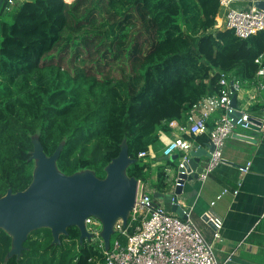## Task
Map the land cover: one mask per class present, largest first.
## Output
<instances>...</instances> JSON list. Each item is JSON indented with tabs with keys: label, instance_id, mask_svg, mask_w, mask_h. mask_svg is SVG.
<instances>
[{
	"label": "trees",
	"instance_id": "obj_1",
	"mask_svg": "<svg viewBox=\"0 0 264 264\" xmlns=\"http://www.w3.org/2000/svg\"><path fill=\"white\" fill-rule=\"evenodd\" d=\"M10 9L0 14V196L31 181L32 136L46 155L62 143V173L98 178L125 140L126 173L146 183L139 153L218 94L221 72L253 82L264 51V29L246 39L213 31L218 0H21ZM157 176L163 189V168ZM78 237L68 227L53 244L39 228L19 257H6L11 238L0 229V264H104L102 247Z\"/></svg>",
	"mask_w": 264,
	"mask_h": 264
},
{
	"label": "crops",
	"instance_id": "obj_2",
	"mask_svg": "<svg viewBox=\"0 0 264 264\" xmlns=\"http://www.w3.org/2000/svg\"><path fill=\"white\" fill-rule=\"evenodd\" d=\"M255 0H234V7L254 6ZM222 12L217 18L222 22ZM256 80L241 83L236 92V105L258 121L264 115V91L256 87ZM215 111L207 118L210 129L216 116ZM186 120L172 121L168 131L158 133L159 141L151 146L145 161L150 163L146 183L139 181L138 189L146 192L152 201L167 213L185 218L188 214L207 242L212 244L216 261L226 264H264V127L250 128L236 126L223 148V162L214 168L204 181L197 178L186 180L182 192L176 196V211L171 210L173 191L177 179V164L182 151L164 155V146L180 137L191 144L192 149L208 153L207 133L189 134L185 131ZM243 135L250 140L239 139ZM177 156V157H176ZM207 156L201 157L200 166ZM249 163L246 173L240 168ZM164 169L163 189L158 187V171ZM195 171H192V175ZM224 189L227 191L215 199ZM233 191H237L235 194ZM221 221L220 239L214 240V226L211 219ZM213 225V224H212Z\"/></svg>",
	"mask_w": 264,
	"mask_h": 264
},
{
	"label": "built area",
	"instance_id": "obj_3",
	"mask_svg": "<svg viewBox=\"0 0 264 264\" xmlns=\"http://www.w3.org/2000/svg\"><path fill=\"white\" fill-rule=\"evenodd\" d=\"M14 2L15 0H8L9 8ZM218 3L223 16L224 29L231 30L236 37L246 39L264 29V9L254 6L237 8L233 5L234 0H218ZM263 61L264 51L255 58V63L258 64L255 73L256 87L264 91ZM218 83L221 86L219 93L206 96L193 104L186 117L185 131L193 135L207 133L208 142L212 146L199 174L201 181H204L208 174L222 163L223 148L234 127L246 128L251 118L246 111L231 106V95L239 89V81L221 72ZM215 111L219 114L213 126L208 129L207 118ZM259 121L262 123L260 128L264 127V115ZM189 148L190 143L187 140L177 137L169 141L162 152L164 155H169L175 150L186 152ZM144 155V152L139 153V156ZM179 167H182L181 163ZM248 168L249 163L241 167L240 172L246 173ZM175 185H180V182L176 181ZM226 191L224 189L215 200ZM236 192L233 191L234 194ZM184 216L185 218H179L165 212L161 206L152 201L148 193L138 189L126 225H122L121 219L115 222L107 250L103 249L99 237L100 222L88 217L84 220V224L92 239L99 241L103 249L104 264H226L216 261L212 253V244L204 239L189 215ZM210 219L215 228L213 239L219 240L221 221L217 218ZM131 226L133 232L129 234L128 228ZM120 237L126 238L124 243L121 242Z\"/></svg>",
	"mask_w": 264,
	"mask_h": 264
},
{
	"label": "water",
	"instance_id": "obj_4",
	"mask_svg": "<svg viewBox=\"0 0 264 264\" xmlns=\"http://www.w3.org/2000/svg\"><path fill=\"white\" fill-rule=\"evenodd\" d=\"M253 5L264 9V0H255ZM8 8V0H0V14ZM231 106L236 107V94L231 96ZM250 121V128L258 129L262 124L252 118ZM237 136L250 140L243 135ZM31 142L33 148L29 159L34 161L31 181L23 190L12 192L7 189L0 196V229L11 238L6 257H19L29 233L39 228L50 230L53 244H58L60 235H67V228L72 226L79 231L80 243L89 241L92 235L84 224L88 217L100 222L99 237L103 249L107 250L115 222L121 219L122 225H126L139 188V180L126 173L134 159L128 156L125 140L121 142L118 154L105 165L103 178H98L89 169L64 174L56 165L62 143L50 155H46L37 136H32ZM208 150V153L200 149L189 151L187 160L182 161L183 167L178 168V171H184L177 175L181 178V184L198 177L202 171L199 167L201 157L209 156L212 150L210 144ZM192 171H195L193 175ZM181 192L182 186L176 185L171 205L173 212L178 208L176 196Z\"/></svg>",
	"mask_w": 264,
	"mask_h": 264
},
{
	"label": "bare ground",
	"instance_id": "obj_5",
	"mask_svg": "<svg viewBox=\"0 0 264 264\" xmlns=\"http://www.w3.org/2000/svg\"><path fill=\"white\" fill-rule=\"evenodd\" d=\"M240 87H241V84H240V82H239V88H240ZM236 92H237V90L234 91V92L232 93V95H233V94H236ZM232 95H231V96H232ZM208 96H209V95H208ZM237 107H239V106L236 105V107H234V108H237ZM250 123H252V122L250 121ZM250 123H249V124H250ZM249 124H248V125H249ZM169 126H170V124H169ZM247 127H248V126H247ZM191 149H192V148H191V144H190V148H189L186 152L180 150V151H182V154H181V157L178 158L179 161H178V164H177V170H178V168H179V164H180V163L182 164V161H183V160H187L188 155H189L188 153H189V151H190ZM175 151H176V150H175ZM144 153L146 154V152H144ZM172 153H173V152H172ZM172 153H171V154H172ZM171 154H169V155H171ZM169 155H168V156H169ZM184 156L186 157V159H182ZM208 157H209V156H208ZM208 157H207V159H208ZM207 159H206V160H207ZM206 160H205V161H206ZM222 162H223V161H222ZM203 164H204V163H203ZM203 164L201 165V169H202ZM182 167H183V166H182ZM181 172L184 173V171H178V173H181ZM201 172H202V171H201ZM201 172H200V173H201ZM178 173H177V175H178ZM200 173H199V174H200ZM199 174H198V175H199ZM180 179H181V178H178V176H177L176 181H179ZM182 184H183V183H182ZM182 184L180 183L181 186H182ZM175 186H176V185H175ZM215 198H216V197H215ZM214 200H215V199H214ZM214 200H213V201H214ZM211 202H212V201H211Z\"/></svg>",
	"mask_w": 264,
	"mask_h": 264
},
{
	"label": "rangeland",
	"instance_id": "obj_6",
	"mask_svg": "<svg viewBox=\"0 0 264 264\" xmlns=\"http://www.w3.org/2000/svg\"><path fill=\"white\" fill-rule=\"evenodd\" d=\"M18 1H21V0H15V3L16 2H18ZM66 2H71L72 0H65ZM10 9V8H9ZM13 8H11L10 10H12ZM215 25H214V27H213V31H215V30H218V29H223L224 28V26L222 25V22L217 18V16H216V18H215ZM94 242L96 243H98V244H100L99 243V241L98 240H94Z\"/></svg>",
	"mask_w": 264,
	"mask_h": 264
}]
</instances>
